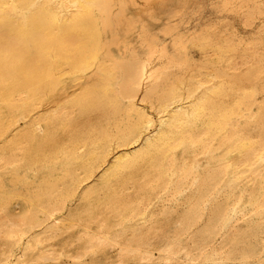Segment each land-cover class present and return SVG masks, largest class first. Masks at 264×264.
<instances>
[{"label": "bare ground", "instance_id": "6f19581e", "mask_svg": "<svg viewBox=\"0 0 264 264\" xmlns=\"http://www.w3.org/2000/svg\"><path fill=\"white\" fill-rule=\"evenodd\" d=\"M124 9L0 0V264H264V38L114 55Z\"/></svg>", "mask_w": 264, "mask_h": 264}, {"label": "rangeland", "instance_id": "374dc122", "mask_svg": "<svg viewBox=\"0 0 264 264\" xmlns=\"http://www.w3.org/2000/svg\"><path fill=\"white\" fill-rule=\"evenodd\" d=\"M125 1L123 0V4L126 11L119 25L102 35L104 42L113 39L114 55H120L125 49L146 50L156 41L155 45L164 46L169 51L176 48L179 56L189 61H196L202 55L201 44L198 45L202 38L211 36L219 39L228 38L234 40V43L240 41V44L264 38V14L256 15L249 27L239 21L242 15L241 11H238L241 0H127V3ZM247 1L258 7L264 3V0ZM201 43H204V40ZM212 58V60L217 59L216 56ZM89 70L90 72L88 73L87 70V73L82 75L81 81H78L81 85L85 83L88 75L93 73L92 69ZM261 95L264 98V90ZM51 106L53 105L46 104L43 108L49 109ZM16 197L8 200L9 211L14 214L20 213L23 208L21 198ZM63 223L60 224L61 227L67 224V222ZM68 235L69 232L63 233L57 241Z\"/></svg>", "mask_w": 264, "mask_h": 264}]
</instances>
